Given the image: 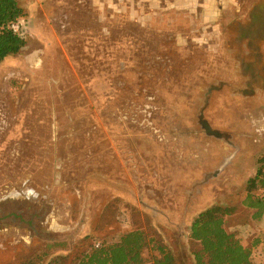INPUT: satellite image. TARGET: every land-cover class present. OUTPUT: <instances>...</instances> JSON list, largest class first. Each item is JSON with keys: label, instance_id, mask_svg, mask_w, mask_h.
<instances>
[{"label": "rangeland", "instance_id": "1", "mask_svg": "<svg viewBox=\"0 0 264 264\" xmlns=\"http://www.w3.org/2000/svg\"><path fill=\"white\" fill-rule=\"evenodd\" d=\"M19 2L27 45L0 64V264H77L136 229L158 242L146 260L196 264L192 223L216 206L235 210L228 232L264 235L245 203L264 165V35L250 46L245 28L264 0Z\"/></svg>", "mask_w": 264, "mask_h": 264}, {"label": "trees", "instance_id": "2", "mask_svg": "<svg viewBox=\"0 0 264 264\" xmlns=\"http://www.w3.org/2000/svg\"><path fill=\"white\" fill-rule=\"evenodd\" d=\"M26 18L19 0H0V64L8 57L18 55L27 42L14 33L10 25ZM246 207L252 211L253 221L264 220V165L257 170L248 182L245 198ZM233 208L212 207L202 212L192 223L191 239L197 244L196 264H264L256 262L254 252L259 248L264 252V235L248 243L238 234L228 232L225 217L234 214ZM155 238H148L139 229L126 232L115 243L92 244L91 250L84 253L77 264H177L171 250L162 251L161 257L153 262L143 257V250ZM68 257L56 256L48 264H66ZM25 264V263H24ZM26 264H37L34 260Z\"/></svg>", "mask_w": 264, "mask_h": 264}, {"label": "flooded vegetation", "instance_id": "3", "mask_svg": "<svg viewBox=\"0 0 264 264\" xmlns=\"http://www.w3.org/2000/svg\"><path fill=\"white\" fill-rule=\"evenodd\" d=\"M245 29H246V34H247V37H248V41H249V45L250 46L255 43L254 41H257V40H260L261 38H263L262 36L264 35V5H261L258 8H255L254 13L252 14L251 23ZM252 79H253V81H251L248 84L249 86H251L253 82H259L260 81V77L259 78H256L255 76H252ZM263 87H264V84H263ZM251 92L253 94L255 92V89L252 88L251 89ZM203 122H207V121L204 120V118L202 116L200 118V123H201L202 127L204 128V126L202 124ZM208 125H209V123H208ZM210 128H211V126H210ZM204 130L206 131L205 128H204ZM212 131L214 132L216 130H213L212 129ZM216 132H218V131H216ZM206 133H207V131H206ZM210 136H215V135H210ZM215 137H217V136H215ZM217 138L222 139V138H224V136L221 134V136L220 137H217Z\"/></svg>", "mask_w": 264, "mask_h": 264}, {"label": "built area", "instance_id": "4", "mask_svg": "<svg viewBox=\"0 0 264 264\" xmlns=\"http://www.w3.org/2000/svg\"><path fill=\"white\" fill-rule=\"evenodd\" d=\"M11 30L16 33L21 35L22 37L25 38V32L27 30V26H26V21L25 19L20 20L18 22H14L10 25Z\"/></svg>", "mask_w": 264, "mask_h": 264}, {"label": "water", "instance_id": "5", "mask_svg": "<svg viewBox=\"0 0 264 264\" xmlns=\"http://www.w3.org/2000/svg\"><path fill=\"white\" fill-rule=\"evenodd\" d=\"M202 124H203L204 128L206 129V131L209 135H215L217 137L221 136V134L219 132H216V131L213 132L207 122H203Z\"/></svg>", "mask_w": 264, "mask_h": 264}]
</instances>
